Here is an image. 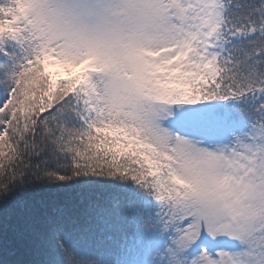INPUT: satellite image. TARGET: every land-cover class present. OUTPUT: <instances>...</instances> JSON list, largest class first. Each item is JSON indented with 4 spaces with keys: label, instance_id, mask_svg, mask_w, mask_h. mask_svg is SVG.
<instances>
[{
    "label": "snow or ice",
    "instance_id": "1",
    "mask_svg": "<svg viewBox=\"0 0 264 264\" xmlns=\"http://www.w3.org/2000/svg\"><path fill=\"white\" fill-rule=\"evenodd\" d=\"M0 264H264V0H0Z\"/></svg>",
    "mask_w": 264,
    "mask_h": 264
}]
</instances>
